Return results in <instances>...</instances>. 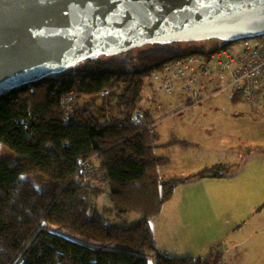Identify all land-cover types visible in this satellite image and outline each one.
<instances>
[{
    "label": "trees",
    "instance_id": "16d2710c",
    "mask_svg": "<svg viewBox=\"0 0 264 264\" xmlns=\"http://www.w3.org/2000/svg\"><path fill=\"white\" fill-rule=\"evenodd\" d=\"M203 42L150 43L135 54L138 48L100 56L0 96V145L19 157L0 161V264H223L218 256L161 251L150 226L178 184L232 171L218 164L187 178L161 177L170 161L157 150L194 145L160 144L142 105L146 78L173 59L202 53ZM69 93L74 111L66 122L60 102ZM135 112L151 127L132 125ZM94 157L103 178L80 173V164ZM36 173L48 178V189L25 178ZM103 193L109 204L99 208ZM131 214L141 217L129 220Z\"/></svg>",
    "mask_w": 264,
    "mask_h": 264
},
{
    "label": "water",
    "instance_id": "95a60500",
    "mask_svg": "<svg viewBox=\"0 0 264 264\" xmlns=\"http://www.w3.org/2000/svg\"><path fill=\"white\" fill-rule=\"evenodd\" d=\"M264 34V0H0V96L150 43Z\"/></svg>",
    "mask_w": 264,
    "mask_h": 264
},
{
    "label": "rangeland",
    "instance_id": "374dc122",
    "mask_svg": "<svg viewBox=\"0 0 264 264\" xmlns=\"http://www.w3.org/2000/svg\"><path fill=\"white\" fill-rule=\"evenodd\" d=\"M214 40L204 41V48L212 46L215 43ZM148 49H150V45L145 44L137 50H133L132 53L135 54L137 51ZM212 91L207 85L200 88L199 86H188L184 81H180L174 94L168 98L150 76L146 78L142 105L149 112L150 117L147 120H154L152 129L158 132L160 138L166 140L171 133L175 132L172 120L167 119L172 117L182 120L179 125L180 128H194L197 135L196 141H194V149L187 152L190 155L187 156L190 158L184 162L186 165L184 170L180 160H177L175 165L178 168L173 167L169 173H180V175L188 177L192 173H198L206 167L209 168L218 164H222L226 169L231 168L233 172L239 166H249L254 167V170H261V167H264V111H254L242 101L232 102L224 94ZM152 100L155 102L152 103ZM159 103L163 104H161L160 108L157 107ZM150 127L151 124L146 123L145 128L148 129ZM2 160L18 161L19 157L8 147L0 145V161ZM25 178L41 191L48 189L50 186L48 178L39 173L26 175ZM223 179V181H218L219 185L207 191L202 189V182L196 183L190 189L185 188L183 185H181L182 187L180 186L183 189H180L179 193L184 203H177L174 208L175 212H173L172 216L169 215L168 227L163 231L159 225L158 229L153 226L157 233V238L161 242L166 243V250H170L171 253L174 250L177 252L181 251L180 254L178 252V257H195L192 250L194 247L197 250L201 249L204 251L205 241L211 242L212 240L210 239L211 228L205 224H207V219L214 216V213L222 216L220 219L223 224H226L227 221H230L229 225L236 220L239 222L243 213H246L247 202L252 199V196H249L243 190L246 186L240 183L238 191L243 201L233 190L231 193L233 197H230L225 194L229 192L226 188V183L230 182V178L224 177ZM236 180L245 181L246 178L241 179L240 175H238L235 177ZM255 180L258 184L257 187L264 186L262 185L264 184V179H261L258 174H256ZM178 189L179 187L177 186L174 198H178ZM96 203L99 208L108 207L109 203L106 193H103L96 200ZM191 214L200 215L202 220L189 218ZM179 216L181 222L178 221ZM140 217V215L131 214L128 219L134 220ZM176 224H178L177 227H175ZM173 226L176 228V232H180L181 236L172 235ZM50 229L55 230V227H50ZM217 230L216 233L220 235L219 228ZM56 232L58 235H64L80 244L84 243L82 239L65 230L58 229ZM223 237L219 239L213 238L212 242L220 248V252L216 255L222 261L221 248L226 249V246L229 245V238ZM188 246L191 248H188ZM211 250L212 246H210V252ZM198 253L202 255L200 252ZM148 264H154V262L149 260Z\"/></svg>",
    "mask_w": 264,
    "mask_h": 264
},
{
    "label": "built area",
    "instance_id": "2783aa9c",
    "mask_svg": "<svg viewBox=\"0 0 264 264\" xmlns=\"http://www.w3.org/2000/svg\"><path fill=\"white\" fill-rule=\"evenodd\" d=\"M206 51L207 53L173 59L154 71L151 78L168 98L174 94L178 83L184 81L188 86L201 88L207 85L231 101L242 98L250 106L264 108V34L256 41L218 43ZM106 94V91L101 92L103 96ZM161 104L157 107L160 108ZM60 107L68 122L74 111L72 93L61 99ZM131 123L134 126H145L142 112H135ZM100 165L98 157L83 161L80 164V173H99L98 176L103 178ZM52 231L56 232V229ZM211 246L210 254L217 256L220 248L214 244Z\"/></svg>",
    "mask_w": 264,
    "mask_h": 264
},
{
    "label": "crops",
    "instance_id": "0c3cea01",
    "mask_svg": "<svg viewBox=\"0 0 264 264\" xmlns=\"http://www.w3.org/2000/svg\"><path fill=\"white\" fill-rule=\"evenodd\" d=\"M167 119L172 120V124L174 125L175 132L171 133L168 139L166 140L160 138V135L158 134L159 139H160L159 140L160 144H164L166 142L174 141V140H185L195 146L194 141H196L197 135L195 134L194 128H191V127L180 128L179 125L182 120L176 119V117L167 118ZM194 146L182 148V147L175 145L172 147L162 148V149L157 150L156 151L157 155L161 157H165L170 161L169 165L165 167H161L159 169L160 176L165 179L187 178V176L180 175V173L172 174L169 172L171 171V169H173V167L178 168L175 165V162L177 160H180V162L182 163V169L184 170V168L186 167L184 162L190 158L187 156L189 155L187 152L191 149H194L193 148ZM256 174L261 176V179H264V167H261V170L260 169L254 170V167H249V166L240 167L239 166V167H236L235 172L232 171L230 174L224 176V177L230 178V182L226 183V188L229 190V192L225 194H228L230 197H233L231 194L233 190L242 200V197L239 195L238 187L239 185H241L240 183H243L246 186V188H244L243 190H245L249 196H252V199L249 202H247V208L245 210L246 213H243V215L239 219V222L235 219L236 221L231 225L228 224L230 221H227L226 224H223V221H221L220 219V217L222 216L220 214L217 215L216 213H214V216L207 219L208 221H207V224L205 225L211 228L210 239L212 240L211 242L205 241L204 251L201 249L197 250L194 247V249L192 250L195 254V257L204 258V257L210 256V246L211 244H213L212 243L214 240L213 238L219 239L220 237L224 236L223 238L225 237L229 238V245L226 246V249L221 248V256H222L224 264H264V186L260 188L257 187L258 184L255 180ZM238 175H240L241 179L246 178V180L245 181H241V180L235 181V177H237ZM189 176H191V174ZM224 177H220V178L219 177H199V178L188 180L186 182H183L177 185L179 187V189L177 190L178 198H174L175 192H176L174 191L173 193L174 196L172 195V197L167 202H165L161 213L158 216H156V218L153 217L155 219L153 218H152L153 220L150 219V226L152 228L155 243L158 249H160L163 252H167L170 255L178 257L179 251L177 252L176 250H174L171 253L170 250L165 249L166 243L161 242L160 239L157 238V233L155 232L153 226H156V228L158 229V225H159L160 229L163 231H165V228L168 227L169 215L172 216L173 212H175L174 208L176 207L177 203H181V204L184 203L179 193V190L183 189V188H180V186L183 185L185 188L190 189L191 186L195 185L196 183L202 182L203 183L202 189L204 191H207L210 188H213L219 185L218 181H223ZM232 183L234 184V187ZM223 185L225 186V184ZM224 199L226 200V198ZM191 217L196 220H199V219L202 220L200 215L197 216V215L191 214L189 218ZM183 219H186V218H183ZM178 221L181 222L180 216H179ZM177 225L178 224H176L175 227H177ZM218 228H219L220 235L216 233L218 231L217 230ZM171 232H173L172 234L173 236H176V237L181 236L179 231H177L178 233L176 232V228H174V226ZM158 234H159V231H158ZM188 248H191V247L188 246ZM198 252H200L202 255H199ZM180 253L181 251L179 252V254Z\"/></svg>",
    "mask_w": 264,
    "mask_h": 264
},
{
    "label": "bare ground",
    "instance_id": "6f19581e",
    "mask_svg": "<svg viewBox=\"0 0 264 264\" xmlns=\"http://www.w3.org/2000/svg\"><path fill=\"white\" fill-rule=\"evenodd\" d=\"M263 34H260V35H257V36H255V37H252V38H244V39H239V40H237V41H242V40H251V41H253V40H257V39H259L261 36H262ZM204 41H207V40H204ZM214 44L212 45V46H214V45H216V44H218V43H225V41H222V40H214ZM228 44H230L231 43V41H228L227 42ZM212 46H208L207 48H204L203 50H202V53H207V49L209 48V47H212ZM238 101H242L246 106H248L249 108H251V109H254V111L255 110H262V111H264V108H262V107H254V106H250V105H248L244 100H242V98L241 99H238Z\"/></svg>",
    "mask_w": 264,
    "mask_h": 264
}]
</instances>
